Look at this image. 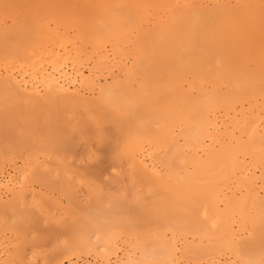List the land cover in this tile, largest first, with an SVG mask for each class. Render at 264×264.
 <instances>
[{"label":"bare ground","instance_id":"bare-ground-1","mask_svg":"<svg viewBox=\"0 0 264 264\" xmlns=\"http://www.w3.org/2000/svg\"><path fill=\"white\" fill-rule=\"evenodd\" d=\"M0 264H264V0H0Z\"/></svg>","mask_w":264,"mask_h":264}]
</instances>
